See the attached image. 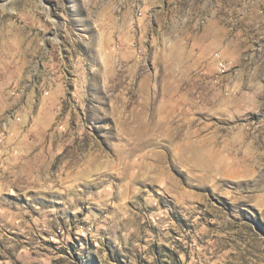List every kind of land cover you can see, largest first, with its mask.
I'll return each instance as SVG.
<instances>
[{
	"label": "rangeland",
	"instance_id": "1",
	"mask_svg": "<svg viewBox=\"0 0 264 264\" xmlns=\"http://www.w3.org/2000/svg\"><path fill=\"white\" fill-rule=\"evenodd\" d=\"M0 264H264V0H0Z\"/></svg>",
	"mask_w": 264,
	"mask_h": 264
},
{
	"label": "built area",
	"instance_id": "2",
	"mask_svg": "<svg viewBox=\"0 0 264 264\" xmlns=\"http://www.w3.org/2000/svg\"><path fill=\"white\" fill-rule=\"evenodd\" d=\"M133 48H136V47H133ZM138 51L140 53L142 52L141 49H139ZM215 64H216V70H217L218 75H224V65H228V64L219 54H216Z\"/></svg>",
	"mask_w": 264,
	"mask_h": 264
},
{
	"label": "bare ground",
	"instance_id": "3",
	"mask_svg": "<svg viewBox=\"0 0 264 264\" xmlns=\"http://www.w3.org/2000/svg\"><path fill=\"white\" fill-rule=\"evenodd\" d=\"M227 73H228V65H224V75H219V76H221V77H226V75H227ZM229 74V73H228ZM217 77V76H216ZM218 80V79H217ZM25 89V88H24ZM48 93V92H47ZM19 120V119H18Z\"/></svg>",
	"mask_w": 264,
	"mask_h": 264
}]
</instances>
